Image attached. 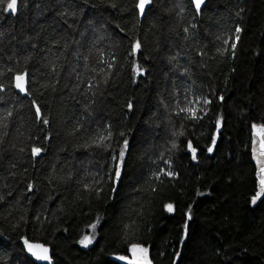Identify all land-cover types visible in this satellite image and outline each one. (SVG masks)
Segmentation results:
<instances>
[{
  "label": "trees",
  "instance_id": "16d2710c",
  "mask_svg": "<svg viewBox=\"0 0 264 264\" xmlns=\"http://www.w3.org/2000/svg\"><path fill=\"white\" fill-rule=\"evenodd\" d=\"M136 3L0 6V264H38L21 237L48 246L53 264H127L118 257L130 256L129 241L152 264H264V198L250 200V127L264 123V0H208L199 14L190 0H152L143 15ZM22 72L27 96L13 87ZM188 101L200 119L179 111ZM92 234L88 248L77 243Z\"/></svg>",
  "mask_w": 264,
  "mask_h": 264
},
{
  "label": "snow or ice",
  "instance_id": "6c2138e0",
  "mask_svg": "<svg viewBox=\"0 0 264 264\" xmlns=\"http://www.w3.org/2000/svg\"><path fill=\"white\" fill-rule=\"evenodd\" d=\"M152 3V0H137V3L135 4V7L139 10L140 14H145L146 6L150 5ZM205 3V0H191V4L194 6L195 11L197 14H199L202 11V5ZM5 0H0V6H3L4 12H10L15 13L18 10V0H7L6 6ZM239 14V13H238ZM187 31V29H185ZM242 31V29L237 26L235 29L236 35L234 38L233 43L231 44L232 49V55H235V49L237 47V42L240 40L239 33ZM224 45L229 44V40L225 39L223 41ZM141 48V43L139 40H137L134 45L132 46L133 53H135L137 50ZM218 52H220L221 55H223L224 51H227V49H217ZM134 72L142 73L143 69L140 68L138 65L133 66ZM28 80H27V73H17L14 77L13 86L18 89L21 93L29 94L28 88H27ZM3 86L0 85V88ZM221 100H223V97H220ZM201 98L197 97L195 103H200ZM33 106L35 107V118L37 120H41L44 124H48L49 121L45 119L42 115L41 107L33 101ZM202 103L204 105L211 104V101L207 98H204L202 100ZM193 105L192 101H188L187 105L184 108H180L179 111L186 113V119H200V117L197 115V109ZM133 105L131 103L128 104V108L131 109ZM11 115V113H9ZM221 125L220 119L216 120V127L219 129ZM252 129V158L256 162V184H255V192L251 196L250 200L253 205H255L258 201H261L262 198H264V123H253L251 125ZM123 135V133H121ZM175 135V133H174ZM180 135H183V133H180ZM107 137L101 136L99 138V141L106 140ZM216 143V136H212V144L215 145ZM128 147V141L125 140L123 146L120 149L119 152V160L123 162L125 151ZM177 145L175 142L172 143V148H176ZM187 149L191 153L192 159H197V148L193 146V143L191 140L187 142ZM42 148L40 147H33L32 148V154L34 156L41 153ZM207 151L211 153L213 151V148L209 146L207 148ZM113 160H116L117 157L113 156ZM165 163H170V161H165ZM115 171V177L116 179H119L121 176V168L120 164H117V166L114 169ZM160 172H164V169H160ZM168 176H175L177 173H174L172 171H168L165 173ZM157 178L159 177L158 173H154ZM29 189L32 188V185L30 184ZM87 187V186H85ZM198 195H203V193H197ZM164 208L167 212L172 213L174 211V205L171 203L165 204ZM186 216L188 220H190L191 217V205H189V210L186 213ZM99 223V218H97L96 223H93L89 225L93 230L96 229L97 224ZM184 235H187L188 232V223L187 220L184 223ZM96 239L95 235H82L81 238L77 241L78 244H80L84 248H88L89 245L93 244V241ZM125 239L127 240L128 237L125 236ZM184 237H181V240H183ZM21 240L23 241V250L26 251L30 257L34 258L37 262H47V264H52V257L49 255V247L46 246L43 243H37V242H31L26 237H21ZM126 251L130 253L129 255H121L118 257L121 261H126L127 264H152V261L149 259L148 256V248L144 247L141 243L138 242H131L129 241L127 245ZM180 253H177V256H179ZM175 264V262H174Z\"/></svg>",
  "mask_w": 264,
  "mask_h": 264
},
{
  "label": "water",
  "instance_id": "95a60500",
  "mask_svg": "<svg viewBox=\"0 0 264 264\" xmlns=\"http://www.w3.org/2000/svg\"><path fill=\"white\" fill-rule=\"evenodd\" d=\"M191 1V0H190ZM208 0H205V3L201 6L202 8L204 7V5L206 4V2H207ZM193 8H194V6H193ZM195 9V8H194ZM15 77V76H14ZM13 82H14V80H13ZM14 87V86H13ZM14 89L18 92V93H20V94H22L23 96H27V94H25V93H21L18 89H16L15 87H14ZM189 152V151H188ZM190 153V152H189ZM250 155H251V161H252V163H253V165H254V169H255V179H256V162H255V160H253V158H252V129H251V127H250ZM190 156H191V153H190ZM191 158H192V156H191ZM257 182V181H256ZM263 199V198H262ZM37 243H41V242H37ZM49 250H50V248H49ZM28 254V253H27ZM49 255L52 257V253H51V250L49 251ZM28 256L30 257V255L28 254ZM35 263H38V264H47V262H37V261H35L34 260V258H32V257H30ZM54 263V260H53V257H52V264Z\"/></svg>",
  "mask_w": 264,
  "mask_h": 264
},
{
  "label": "rangeland",
  "instance_id": "374dc122",
  "mask_svg": "<svg viewBox=\"0 0 264 264\" xmlns=\"http://www.w3.org/2000/svg\"><path fill=\"white\" fill-rule=\"evenodd\" d=\"M190 154V153H189Z\"/></svg>",
  "mask_w": 264,
  "mask_h": 264
}]
</instances>
